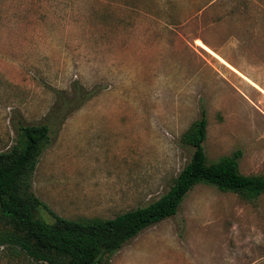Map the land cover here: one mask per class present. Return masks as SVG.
I'll use <instances>...</instances> for the list:
<instances>
[{"label": "rangeland", "instance_id": "374dc122", "mask_svg": "<svg viewBox=\"0 0 264 264\" xmlns=\"http://www.w3.org/2000/svg\"><path fill=\"white\" fill-rule=\"evenodd\" d=\"M77 87L93 97L51 126L26 176L48 223L159 199L201 111L207 159L239 151L241 174L264 175V0H0V152L21 150L18 127L45 123ZM18 236L0 217V264H46ZM98 264H264V194L197 184Z\"/></svg>", "mask_w": 264, "mask_h": 264}, {"label": "trees", "instance_id": "16d2710c", "mask_svg": "<svg viewBox=\"0 0 264 264\" xmlns=\"http://www.w3.org/2000/svg\"><path fill=\"white\" fill-rule=\"evenodd\" d=\"M93 92L77 87L68 97L58 94L46 122L19 126L24 140L0 152V217L13 225L21 236L8 240L17 243L35 261L46 264H98L105 254H112L143 229L176 214L187 193L197 184L216 187L221 192L237 193L247 200L264 194V175H243L239 172V151L217 161H209L204 151L207 120L204 111L182 135L184 145L193 148L188 163L159 199L145 207L121 213L111 219L57 217L48 223L37 217L41 202L29 192L26 176L31 174L43 147L50 140L51 126L60 125L72 112L93 97Z\"/></svg>", "mask_w": 264, "mask_h": 264}, {"label": "snow or ice", "instance_id": "6c2138e0", "mask_svg": "<svg viewBox=\"0 0 264 264\" xmlns=\"http://www.w3.org/2000/svg\"><path fill=\"white\" fill-rule=\"evenodd\" d=\"M199 43V42H198Z\"/></svg>", "mask_w": 264, "mask_h": 264}]
</instances>
